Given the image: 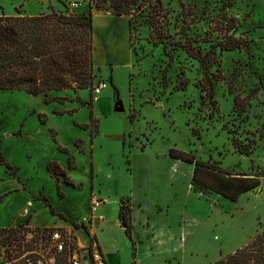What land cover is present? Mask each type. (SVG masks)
I'll use <instances>...</instances> for the list:
<instances>
[{"label":"rangeland","instance_id":"obj_1","mask_svg":"<svg viewBox=\"0 0 264 264\" xmlns=\"http://www.w3.org/2000/svg\"><path fill=\"white\" fill-rule=\"evenodd\" d=\"M162 1L160 18L138 17L131 32L129 17L99 13L93 19V56L101 67L97 81H108V88L99 95L96 113L93 111L96 122L92 128L96 125L99 131L93 143L91 127H85L91 122L88 104L91 98L93 104L95 101L92 90L51 92L49 97L74 100L47 103L44 95L0 89L1 152L13 168H20L13 176L0 163V197H4L0 226L19 221L20 211L31 201L35 202H31V218L37 224L59 223L60 217L51 214L43 197L56 212L75 220L90 216V204L95 199L91 198L93 162V185L102 197L95 216L102 214L108 222L99 223L96 233L99 240L100 227L107 225L102 236L111 264H140L136 259L139 247L144 251L141 264H176L175 260L207 264L219 257L221 246L223 251H230L264 228V177L257 190L244 194L236 203L215 192L195 191L190 177L193 165L178 161L183 164L181 181L174 183L167 178L170 148L193 153L233 174L264 173V0ZM83 7H88V0H0V16H15L17 11L40 14L52 9L80 12ZM223 20H230L236 31L229 33L245 39L249 50L219 52L215 102L201 99L199 63L180 47L164 85L162 71L168 58L162 45L154 42L161 38L181 45L187 34L195 46L208 47L225 35ZM180 79H186L187 86L175 90ZM115 88L119 100H115ZM115 101L121 102L123 111H115ZM130 114L135 115L134 124H130ZM50 127L58 130L59 142L75 158L76 169L69 175L82 184L78 188L62 182L63 198L45 164L53 160L65 165L68 156L55 147ZM232 137L251 153H239ZM147 145L142 152L141 147ZM145 187L147 194L136 214L133 255L124 227L117 226V204L131 192L143 196ZM156 205L162 206V211ZM147 216L156 229L143 227Z\"/></svg>","mask_w":264,"mask_h":264},{"label":"trees","instance_id":"obj_2","mask_svg":"<svg viewBox=\"0 0 264 264\" xmlns=\"http://www.w3.org/2000/svg\"><path fill=\"white\" fill-rule=\"evenodd\" d=\"M157 3V4H156ZM162 0H88L86 12L77 11H56L42 12L38 15H22L19 11L15 16H0V89L2 90H23L32 95H44L45 102L64 103L74 99L67 96L49 97L51 92L65 90H92L98 78L99 67L95 66L93 56V10L109 11L117 17H129V31L131 32L134 21L138 17L160 18ZM151 22V21H150ZM230 20H223L221 26L225 31L222 40L208 47H197L191 37L187 34L184 43L181 45L168 43L161 38L154 44H161L164 55L168 58L166 67L162 71V83L167 84L168 68L174 61V54L178 47L182 48L185 54L199 63L200 79L198 86L201 91V99L215 102V85L219 78L216 74V67L219 66V52L245 48L249 50L247 41L236 37L229 32L236 31L234 26L229 24ZM142 24V23H140ZM231 26V27H230ZM174 46V48H170ZM170 48V49H169ZM188 81L180 79L175 90H184ZM111 84L112 79H111ZM115 100H119L118 90L114 91ZM76 100L82 102L77 96ZM235 104L237 101L235 99ZM91 112V122L85 127H91V142L97 135V126L92 128L96 122L93 114V98L88 104ZM57 115L64 112L55 111ZM44 118V116H43ZM134 114H130V123H134ZM45 119V118H44ZM44 119H42L44 121ZM54 141L55 131H52ZM232 144L239 153L249 155L251 149H245L241 141L232 137ZM1 142V141H0ZM143 148V146L141 147ZM58 149L68 156V169L76 168V161L70 151L58 146ZM169 156L194 166L191 183L195 191L215 192L218 195L230 200L237 201L247 192L257 189L261 185L262 175L233 174L231 171L212 163L205 162L196 157L193 153L169 149ZM0 163L4 165L11 175L16 176L19 168L7 162L1 152ZM47 171L54 180L58 194L61 198L64 194L60 191L61 179L66 184L74 187H81L82 184H75L68 176L66 170L62 169L55 161L47 164ZM91 178H94V168L91 165ZM19 179V178H18ZM9 194V193H7ZM5 194L4 196H7ZM0 197V202L3 201ZM42 200L49 207L53 216L57 214L46 197ZM121 226L131 241L135 254L136 243L133 238V206L130 198H125L118 213ZM214 264H264V228L257 232L243 247L237 249Z\"/></svg>","mask_w":264,"mask_h":264},{"label":"built area","instance_id":"obj_3","mask_svg":"<svg viewBox=\"0 0 264 264\" xmlns=\"http://www.w3.org/2000/svg\"><path fill=\"white\" fill-rule=\"evenodd\" d=\"M107 88L106 80L97 81L92 89L95 100ZM101 205L95 198L93 213L79 223L59 218V223L35 226L28 202L20 211L19 221L0 226V264H107L96 236L103 218L96 217L95 212Z\"/></svg>","mask_w":264,"mask_h":264},{"label":"crops","instance_id":"obj_4","mask_svg":"<svg viewBox=\"0 0 264 264\" xmlns=\"http://www.w3.org/2000/svg\"><path fill=\"white\" fill-rule=\"evenodd\" d=\"M88 10V7H83V8H81L79 11L80 12H86ZM99 13H101V14H103V13H105V16H109V15H112V14H110L109 12H107V11H103V12H95V10H93V19H95V18H97V16L99 15ZM31 16H34V15H38V14H30ZM130 32V31H129ZM95 33V32H94ZM95 66L96 67H99V64H96L95 63ZM100 69H101V67H99ZM111 79H112V82H113V77L111 76V78H110V83H111ZM103 80H105V79H103ZM107 81V80H106ZM108 82V81H107ZM117 101H115V103H116ZM99 104V97L94 101V104H93V111H94V113H96V105H98ZM98 122V121H97ZM135 123V122H134ZM133 123V124H134ZM131 124V123H130ZM52 131H55V138H56V142L54 141V137H53V133H52ZM58 130L57 129H55V128H53V127H50V135H51V139H52V141H53V143L55 144V147L57 148V150L58 151H60L59 149H58V146H61V147H64V145H62L60 142H59V140H58ZM97 135H99V131H98V133H97ZM124 136V135H123ZM96 137V136H95ZM77 140H81L82 141V139H77ZM76 140V141H77ZM93 143V142H92ZM75 145H77L78 146V144L75 142ZM149 145V144H148ZM148 145L144 148H141V150H142V152H144V151H146L147 150V148H148ZM123 146L125 147L126 146V144H125V140H123ZM79 147V146H78ZM130 148H133V147H131V146H129ZM65 148H67V147H65ZM68 150H69V148H67ZM70 151V150H69ZM61 152V151H60ZM92 152H93V150H92ZM71 153V152H70ZM167 156V155H166ZM168 156H169V150H168ZM68 158V157H67ZM50 161H53V160H48V161H46V164H45V167H47V164L50 162ZM178 161H180L181 163H186V162H183V161H181V160H176V159H173V158H171L170 156H169V164H170V167H169V169H168V173H167V178H168V180H170V182H174V183H179L180 181H181V176H180V170L182 171V169H183V164H181V163H178ZM55 162H57V161H55ZM58 163V162H57ZM129 163H130V160H129ZM59 164V163H58ZM93 164V168H94V172H95V166H94V163L92 162L91 163V165ZM186 164H188V163H186ZM60 165V167L62 168V169H64V170H66V172H67V174H68V176L70 177V179L73 181V183H75V184H78L77 182H75L72 178H71V176L69 175V172L71 171V170H69L68 169V159H67V164H65V165H62V164H59ZM188 165H191L192 166V164H188ZM91 167V166H90ZM193 168H194V166H193ZM193 168L191 169V175H190V177L192 178V173H193ZM47 169V168H46ZM76 169V168H75ZM19 170H20V168H19ZM172 170H175V173H172ZM91 171V170H90ZM49 173V172H48ZM91 173V172H90ZM95 178V177H94ZM94 178H93V180H92V178H91V198H92V196H95V198L97 199H102V197L101 196H99V190H97L96 188H94ZM21 179V178H20ZM62 182H64V180H63V178L61 179V183ZM172 185H174L173 183H172ZM23 186H24V184H23ZM261 186V185H260ZM259 186V187H260ZM74 187V186H73ZM258 187V188H259ZM257 188V189H258ZM257 189H255V190H257ZM255 190H253V191H255ZM253 191H250V192H253ZM147 191H146V187L144 188V190H143V192H142V195L143 196H141V197H137V195L135 194V193H133V192H131V193H128V194H126L124 197H122L120 200H118V213H119V206H120V204H121V202L125 199V198H127L126 196L128 195V197L130 198V201H131V204H132V206H133V223H134V232H135V230H136V214H137V209L138 208H140L141 207V204H140V201L143 199V197H145V195L147 194L146 193ZM248 193V192H247ZM244 194H246V193H244ZM243 194V195H244ZM242 195V196H243ZM241 196V197H242ZM241 197L239 198V200L241 199ZM91 198H90V202H91ZM38 200H39V198H38ZM38 200H36V201H38ZM103 201V200H102ZM32 202V204L34 205V203L35 202H33V201H31ZM233 202V201H232ZM233 203H236V201L235 202H233ZM136 205H138V206H136ZM90 206H91V204H90ZM155 208H157V210L160 212V211H162V210H159L160 208H162V206H160V205H156L155 206ZM91 209V207L89 208V215H90V210ZM163 209V208H162ZM55 210V209H54ZM31 211H32V209H31ZM55 212H56V210H55ZM57 214H61V215H63L64 216V218H61V219H63V220H65V221H67V222H73V223H79V222H81L84 218H86V217H88L87 215H85V216H83L82 218H80L79 220H75V219H73V218H71V217H69V216H66V215H64L63 213H60V212H56ZM56 216V215H55ZM99 217H102L103 218V221H101V220H99V223L101 224V225H105V224H107L108 222L106 221V219L103 217V215L102 214H99ZM38 222H36L33 218H32V224L33 225H35V226H47L48 224H43V223H41V225H39V224H37ZM151 223V220H150V218H149V216H147V217H145L144 218V221H143V227H145L146 228V230H149V229H156L155 228V226H153V225H151L150 224ZM107 226V225H106ZM106 226H104V227H106ZM117 226L118 227H121L122 228V226H121V223H120V221H119V217H118V219H117ZM103 227V228H104ZM102 227H100V229H99V245H100V249H101V252H102V254H103V256H104V258H105V260H106V263L107 264H111L110 263V260H109V258H108V253L107 252H109L108 251V249L107 248H105L106 246H104L103 245V236H102V233L104 234V229H103ZM134 234V233H133ZM96 236L98 237V235H97V233H96ZM98 239V238H97ZM249 238H246V239H244V240H241L238 244H236L233 248H232V250H230V251H223V249H222V246H221V248H220V251H219V257L216 259V260H214V261H211V262H208L207 264H214L215 262H217V261H219L221 258H223V257H225V256H227V255H229V254H232V253H234L237 249H239V248H241V247H243L249 240H248ZM176 243V242H175ZM178 244L176 243V246H177ZM176 248H178V247H176ZM135 250H136V246H135ZM141 252H144L143 251V249H142V247H139V249H138V255H137V258L136 259H139V261H140V264L142 263V256H141ZM152 256H154L153 254L151 255V257ZM141 257V258H140ZM133 259H134V257H133ZM135 260V259H134ZM175 262H176V264H181L178 260H175ZM213 262V263H212ZM169 264H170V262H169Z\"/></svg>","mask_w":264,"mask_h":264},{"label":"water","instance_id":"obj_5","mask_svg":"<svg viewBox=\"0 0 264 264\" xmlns=\"http://www.w3.org/2000/svg\"><path fill=\"white\" fill-rule=\"evenodd\" d=\"M115 111H123V107H120L121 106V102L120 101H117L116 103H115ZM122 227H125V226H122Z\"/></svg>","mask_w":264,"mask_h":264}]
</instances>
